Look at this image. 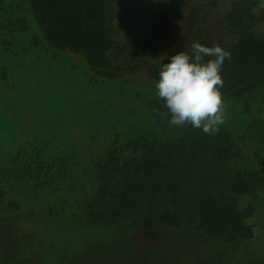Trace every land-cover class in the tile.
Masks as SVG:
<instances>
[{"label":"rangeland","instance_id":"374dc122","mask_svg":"<svg viewBox=\"0 0 264 264\" xmlns=\"http://www.w3.org/2000/svg\"><path fill=\"white\" fill-rule=\"evenodd\" d=\"M129 2L126 19L116 21L118 40L135 50L122 57L143 66L117 80L95 78L76 54L35 46L34 27L32 33L19 30L25 20H9V35L0 30V74L6 73L0 80V264H264V86L222 98L218 125L240 153L227 171L263 179L238 203L239 210L254 208L252 239L225 243L186 225L135 230L121 222L94 225L89 218L97 165L111 148L141 137L177 139L151 110V102L163 100L150 65L160 71L162 53L188 51L199 36L230 38L218 20L231 0L215 7L210 0ZM256 12L255 34L264 38V2Z\"/></svg>","mask_w":264,"mask_h":264},{"label":"trees","instance_id":"16d2710c","mask_svg":"<svg viewBox=\"0 0 264 264\" xmlns=\"http://www.w3.org/2000/svg\"><path fill=\"white\" fill-rule=\"evenodd\" d=\"M17 1L19 6L14 8ZM16 2L9 6L0 0V30L6 35L9 30L4 26L9 20L14 24L25 20L19 30L32 33L34 27L35 46L43 42L50 50L80 56L90 74L101 80H117L142 69L141 63L122 57L135 50L118 40L116 21L126 19L129 0ZM219 2L210 0L213 7ZM262 2L231 0L218 20L230 38L199 36L192 41L210 47L219 44L230 52L221 70L222 98L245 97L264 86V38L255 34L261 21L256 10ZM188 23L192 28L195 21L190 18ZM1 40L7 42L5 37ZM186 46L189 51L191 45ZM150 67V80H158L157 66ZM5 74H0V80ZM150 105L157 120L177 132V139L169 143L155 136L141 137L109 150L97 165L96 195L88 209L93 224L121 222L135 230L186 225L225 243L252 239L248 220L254 208L239 210L238 203L241 196L255 194L263 179L247 170L227 171L230 161L240 155L232 135L227 130L205 133L189 124L172 125L164 101L154 100Z\"/></svg>","mask_w":264,"mask_h":264},{"label":"clouds","instance_id":"9594fccd","mask_svg":"<svg viewBox=\"0 0 264 264\" xmlns=\"http://www.w3.org/2000/svg\"><path fill=\"white\" fill-rule=\"evenodd\" d=\"M161 57L167 62L162 61L154 86L170 114L169 123L189 124L205 133L218 131L224 121L221 70L230 52L219 44L210 47L194 41L189 51L164 52Z\"/></svg>","mask_w":264,"mask_h":264}]
</instances>
